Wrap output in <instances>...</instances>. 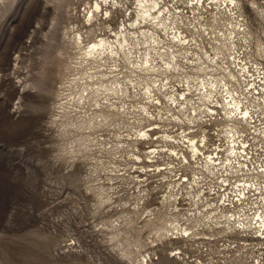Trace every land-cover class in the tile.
Returning a JSON list of instances; mask_svg holds the SVG:
<instances>
[{"label": "rangeland", "instance_id": "obj_1", "mask_svg": "<svg viewBox=\"0 0 264 264\" xmlns=\"http://www.w3.org/2000/svg\"><path fill=\"white\" fill-rule=\"evenodd\" d=\"M189 1L157 0L154 12H162L172 27L164 31L145 22L131 25L136 0H0V264H68L69 248L80 257L73 264H264V232L223 228L226 221L214 209L218 205L205 201L203 193L200 197L201 183L195 180L210 183L225 177L224 185H242L225 174L230 168L212 176L200 167L203 153L226 158L223 113L219 110L214 119L203 115L204 108H196L201 97L194 91L185 94L190 99L187 113L167 100L184 92L185 80L223 73L193 70L184 60L193 63L195 54L206 59V53L222 69L231 57L246 60L247 66L256 62L264 70V20L258 12L264 0L256 8L251 0H239L244 27L231 8L230 17L224 13L223 3L198 0L201 4L194 6ZM95 2L100 6L96 11ZM234 20L241 29H230ZM140 30L148 31L142 33L145 38ZM173 32L186 40L185 50L172 47ZM118 35L131 48L129 56L125 52L130 60L149 54L161 64V50L163 59L175 60V70L168 69L163 78L161 72L157 77L135 70L123 52L111 58L83 55L87 43L114 42ZM248 80L256 86L260 82L256 73ZM231 81L229 87L242 91L243 103L250 106L256 94L245 88L247 82L238 87ZM218 93L212 99L221 102ZM263 120L260 116L256 128L251 122L234 133L235 147L243 148L239 155H247L250 170L264 167ZM184 134L202 153L191 156L182 143ZM181 152L186 159L175 156ZM181 176L186 181L177 184ZM257 196L248 192L244 201L223 206L239 215L264 213V198Z\"/></svg>", "mask_w": 264, "mask_h": 264}, {"label": "bare ground", "instance_id": "obj_2", "mask_svg": "<svg viewBox=\"0 0 264 264\" xmlns=\"http://www.w3.org/2000/svg\"><path fill=\"white\" fill-rule=\"evenodd\" d=\"M194 2H196L198 5H200V1L198 0H193ZM137 2V10H136V14H135V20L131 21V25H134V24H141L142 22H145L146 24L150 23L152 25H155L154 27H158V30L159 28L160 29H169L171 30L172 27H170V25H167L168 22H166V20L162 17L163 13L162 12H154L155 11V8H158V4L159 2H157V0H136ZM187 2V1H186ZM215 3L217 2H220V3H223V4H220L221 5H224V9L226 8L227 11H224V13L228 14L229 17L231 15V11H235L236 15H238V17H240L241 19V22L243 24V27H244V18H243V15L241 13V10H240V3H239V0H236V3H232L231 0H222V1H217L215 0L214 1ZM241 2V1H240ZM248 3H250L249 5L251 7H253V0L251 1H248ZM191 4V1H189V5ZM195 6V5H194ZM199 7V6H197ZM100 6L97 2H95L94 4V9L95 11L97 9H99ZM192 8V7H191ZM230 8L232 10H230ZM256 8V7H255ZM199 9V8H198ZM257 10V9H255ZM222 11V12H223ZM197 12V11H196ZM258 12H259V15L260 17L264 20V13H262L259 9H258ZM168 13V12H167ZM173 13V12H172ZM175 14H178L176 12H174ZM198 13V12H197ZM171 14V13H170ZM180 14V13H179ZM173 15V14H171ZM201 15V14H200ZM91 16H93V11H91ZM177 16V15H176ZM175 16V17H176ZM195 16V15H194ZM174 17V18H175ZM179 17V16H177ZM176 17V18H177ZM186 17V16H185ZM92 18V17H90ZM166 18H168L166 16ZM181 18V17H180ZM199 18V17H198ZM201 18V17H200ZM179 20V19H178ZM196 20V19H195ZM176 21V20H175ZM177 24H178V21H176ZM199 23V22H197ZM190 24V23H189ZM130 25V24H129ZM149 25V24H148ZM194 25V24H193ZM201 25V24H200ZM142 26V25H141ZM150 26V25H149ZM195 26V25H194ZM202 26V25H201ZM234 26V27H233ZM140 27V25H139ZM193 27V26H192ZM229 27L230 29H233V28H236V29H241V28H238V23H236V21L234 20V22L232 23L231 21H229ZM242 27V26H241ZM179 29V28H178ZM188 29V28H187ZM229 29V30H230ZM164 30V31H165ZM175 30V29H174ZM147 31V30H146ZM144 31V32H146ZM231 31V30H230ZM235 31V29H234ZM140 34L144 33L143 30H140ZM148 32V31H147ZM168 32V31H167ZM171 32V31H170ZM239 32V31H238ZM134 33V32H133ZM151 33V32H150ZM165 33V32H164ZM232 33V31H231ZM242 33V32H241ZM120 34V32H119ZM148 34V33H147ZM154 34V33H153ZM220 34V33H219ZM230 34V33H229ZM121 35V34H120ZM126 35V34H125ZM143 35V34H142ZM145 35V34H144ZM143 35V36H144ZM150 35V34H149ZM156 35V34H155ZM223 35V34H222ZM231 35V34H230ZM119 36V35H118ZM141 36V35H140ZM152 35H150L151 37ZM80 36H78V38L76 39L77 42H75V44L79 45L81 42L80 40L82 39H79ZM117 37V36H116ZM149 37V38H150ZM155 37V36H154ZM168 37V36H167ZM230 37V36H229ZM145 38V36H144ZM153 38V37H152ZM156 38V37H155ZM226 39L228 38L227 36L225 37ZM225 38L223 39L224 42H226L227 40H225ZM136 39V38H134ZM158 39V38H157ZM171 43H172V47L173 45L176 46H179L178 48L179 49H184V44L187 43L186 40L184 38H182L181 36H179V33L176 34V32L172 33L171 34ZM229 39V38H228ZM154 41L152 42H155L156 40L153 39ZM232 40V39H231ZM75 41V40H74ZM110 41V40H109ZM107 39H100L99 41L97 42H92V43H87L85 45L84 48H82L83 50V55H85V57H91L93 58L94 56H102L104 54H107L109 56L110 54V58L112 55H118L120 52H123V55L126 56V53L127 55L129 54V50L131 51V48L129 49L128 48V43H127V40L126 38L122 35L121 37L119 36V38L115 39L114 42H109ZM160 41V40H159ZM228 40V42L226 43H230V48H234L235 46H233L234 44H232V41ZM133 43V42H132ZM156 43V42H155ZM158 45V44H157ZM187 45V44H186ZM223 45V44H222ZM83 47V46H82ZM172 47H170L172 49ZM217 47L221 50V45H219V43L217 44ZM223 47V46H222ZM166 48V47H165ZM127 49V50H126ZM153 49V48H152ZM169 49V48H168ZM174 49V48H173ZM156 50V49H155ZM163 50V49H162ZM167 50V48H166ZM185 50V49H184ZM193 50V49H192ZM224 50V49H223ZM233 50V49H232ZM161 51V50H160ZM159 51V52H160ZM164 51V50H163ZM181 51V50H180ZM183 51V50H182ZM198 51V50H197ZM126 52V53H125ZM157 52V51H156ZM157 53L158 57H159V62L161 64H156V62L154 61V59L151 60L149 54L145 55L144 58H138L137 60H130L128 58V56H126L127 60L129 62L127 63H130L132 64L131 66L135 69V70H139L140 72H145V73H148V74H152V75H155L158 77L159 73L161 72V75H163V78H166L167 77V70L168 69H173L175 70V66H176V63H175V60L173 58H170L169 59H163L162 58V53ZM199 52V51H198ZM170 53V51H169ZM172 53V52H171ZM170 53V55H171ZM174 53V51H173ZM235 53V52H234ZM168 53H166L167 55ZM178 54V53H177ZM183 54V53H182ZM221 54V53H220ZM237 54V53H236ZM240 54V53H239ZM132 55V54H131ZM174 55V54H173ZM179 55V54H178ZM165 56V55H164ZM168 56V55H167ZM197 60L196 61H193L190 62V60L186 59L184 60L186 62V64H190L191 65V68L193 70H195L196 72H199L200 71H203V73H205L208 70L207 69H211L212 71L214 70L215 72L214 73H219L220 71H222L223 73L220 74V76H214L213 74L211 75H208V78L207 79H204L203 77L202 78H197V76L194 78L193 76L194 75H186V78L187 79H190L192 78L191 80H185V84H184V92L182 93H178V95L176 96L175 94H172L171 96L169 95L167 97V100H170V104H173L175 107L179 106L181 108H179V111L184 114L183 112L186 111L185 108L188 109V107L186 106L187 102H189V98L187 97V95L185 94H190V91H194V92H197L198 96H200V100L199 102H197L198 104L196 105V108L198 107L199 109L198 110H201L200 108H204L203 109V112L202 114L203 115H206L208 116L209 118L211 119H214L215 117V113L218 112L217 116L219 117V110L223 113V116L220 115V117H222L224 119V121H227L226 124H225V138L227 139V142H228V147L227 149L225 150L226 152V158L225 160L220 156V153L219 152H216L214 153V151H210L208 153H203V164L200 166L201 167V170L203 172H206L209 174H211L212 172L214 171H220V170H225L230 168L229 170V173L225 172L226 175H229L234 177L235 178V181H240L241 180V184L240 185L241 189L239 191V194L243 196V190L246 191V193L248 192H258L260 194V196H264V167H262V169L260 171L258 170H252L253 168H251V170L249 169V167H247L246 163H245V160L244 161H240V159L238 160V157H242L241 155H239V152L241 150H237L238 148L235 147V145H237V138L235 137L234 133L237 132V131H241L240 127L241 126H246V127H249L250 123L252 122L251 126L255 127V124H253L254 122L258 121L260 116L263 117L264 119V111H263V107H264V70L262 69V67L258 66V64L255 62L253 66H255L254 70L253 69V66L250 64V66L247 64H245L247 61L242 59V60H231V57H230V61L227 60L228 64L226 63L225 64V69H222L220 67V65L218 64L217 60L211 56H207L206 53H205V58L204 59L202 57V55H198V54H195L194 55ZM224 56V55H223ZM232 56V55H231ZM131 57V56H130ZM171 57V56H170ZM95 58V57H94ZM124 58V57H123ZM132 58V57H131ZM176 58V57H175ZM178 58V57H177ZM187 58V57H186ZM84 59V58H83ZM240 59V58H239ZM225 60V59H224ZM179 61V60H178ZM197 63L196 67L195 65H193L194 63ZM178 66V65H177ZM182 66V65H181ZM195 67V68H194ZM249 67L251 68V70L249 69ZM180 68V66H179ZM181 69V68H180ZM172 70V71H173ZM206 70V71H205ZM133 71V70H132ZM181 71H183L181 69ZM205 71V72H204ZM174 72V71H173ZM256 73V78H259V81L257 86L253 84V82H249L248 83V77H250L252 74ZM143 74V73H142ZM147 74V75H148ZM191 74V73H190ZM86 75V74H85ZM121 75V74H120ZM202 75V74H201ZM204 75V74H203ZM109 76V75H108ZM100 78V77H99ZM168 79V78H167ZM165 79V80H167ZM255 79V78H254ZM129 80V79H128ZM157 80V79H155ZM155 80L152 82L153 85L157 84V82H155ZM234 81L236 83V85L238 86V83H241V82H247V84H245V88L248 89L247 87L251 88V91H253L252 93H255L256 96L254 95L253 96V99L250 100V106H246V102L243 103L241 97L242 94L239 93V91L237 92L236 90H234L233 88H230L229 87V81ZM99 81V80H98ZM97 81V82H98ZM162 81V80H161ZM231 81V82H232ZM96 82V83H97ZM125 82V81H124ZM91 83V82H90ZM112 83V82H110ZM116 83V82H115ZM114 83V84H115ZM118 83V82H117ZM98 84V83H97ZM113 84V86H114ZM108 85L110 84H107V90L109 91V88H108ZM234 85V83H233ZM106 86V85H105ZM104 86V87H105ZM117 86V85H116ZM158 86H159V83H158ZM157 86V87H158ZM232 86V85H231ZM103 87V89H104ZM110 87V86H109ZM121 87V86H120ZM154 87V86H153ZM235 87V86H234ZM240 87V86H238ZM111 88V87H110ZM117 88V87H115ZM119 88V87H118ZM156 88V87H155ZM93 89V88H92ZM112 89V88H111ZM110 89V90H111ZM121 90V88H119ZM144 89V88H143ZM245 89V90H246ZM94 90V89H93ZM106 90V88L104 89ZM153 90V88H152ZM151 88L147 85L145 87V91L146 93H152L151 91ZM239 90V89H238ZM112 91V90H111ZM154 91V90H153ZM244 91V90H243ZM119 92V91H117ZM125 92V91H124ZM217 92H220L218 94H220V98H221V102H219L217 99H215L213 101L212 99V96L214 95L213 93H217ZM237 92V93H236ZM98 93V92H97ZM113 93V92H112ZM111 93V94H112ZM145 93V92H144ZM223 93V95H221ZM236 93V95H235ZM192 94V93H191ZM251 94V93H249ZM102 95V94H101ZM126 95V94H125ZM146 95V94H145ZM240 95V96H239ZM147 96V95H146ZM149 96V95H148ZM151 96V95H150ZM149 96V98H150ZM179 96V97H178ZM215 96V95H214ZM142 97V96H141ZM247 97V96H246ZM79 98V97H78ZM147 98V97H146ZM148 98V99H149ZM152 98V97H151ZM150 98V99H151ZM184 100L183 103L179 104L180 103V100ZM214 98V97H213ZM245 98V96L243 97V99ZM81 99V98H80ZM73 100V99H72ZM249 100V99H247ZM246 100V101H247ZM77 101V100H76ZM105 101V100H104ZM153 101V100H152ZM191 102V101H190ZM191 104V103H190ZM193 105V104H192ZM192 107V110H194V112L196 113L195 111V107ZM219 107V109H214L213 107ZM248 105V104H247ZM168 106V105H167ZM102 107V106H101ZM140 108V107H139ZM145 108V107H144ZM173 108V107H172ZM113 109V108H112ZM133 109V108H132ZM191 110V108H190ZM197 110V111H198ZM140 111V110H139ZM201 112V111H200ZM187 113V111H186ZM189 113V111H188ZM193 113V112H192ZM221 113V114H222ZM145 114H147L145 112ZM146 116V115H145ZM149 116V115H148ZM186 114L184 115V118L185 119H188L187 117H189V115L187 117H185ZM198 116V115H197ZM100 117V116H99ZM183 118V119H184ZM201 119V118H200ZM199 119V120H200ZM190 120V119H188ZM210 120V119H208ZM218 120V118H217ZM195 121V120H194ZM264 121V120H263ZM141 122V121H140ZM186 122V121H185ZM203 122V121H202ZM181 123V122H180ZM190 123V122H189ZM239 126V128H238ZM256 128V127H255ZM254 128V130H255ZM258 129V128H257ZM142 131V130H141ZM259 131V130H258ZM144 132V131H142ZM256 132V131H255ZM261 132V130H260ZM259 132V133H260ZM264 132V131H262ZM261 132V133H262ZM140 132H138V135H139ZM145 133V132H144ZM257 133V132H256ZM260 133V134H261ZM239 134V133H238ZM234 135V136H233ZM140 136V135H139ZM144 136H147L148 138H151V136H149L147 133L144 134ZM219 136V135H218ZM237 136V135H236ZM146 137V138H147ZM203 141H205L206 139V136L203 134L200 136ZM167 138H170V137H166L165 139ZM262 138V137H261ZM142 139V137H141ZM183 146L184 144L186 143V146L189 150V152L192 154L191 156H195L198 154V153H202L201 149H200V146H198L199 144L195 143L194 142V139L193 138H190V137H187V135L184 134L183 136ZM263 139V138H262ZM145 140V139H144ZM147 140V139H146ZM150 140V139H149ZM201 142V141H200ZM201 142V144H202ZM205 147L207 148L208 147V144L204 143ZM242 145V144H241ZM243 146V145H242ZM241 146V147H242ZM213 149V148H212ZM224 150V149H223ZM222 151V150H221ZM173 152V150L171 151V153ZM242 152V151H241ZM154 154V153H153ZM174 154V153H172ZM182 157L181 159L184 160V158L186 159V157L184 156V153L181 152V153H178L176 155L175 153V156H178L179 157ZM243 155V154H242ZM246 155V154H245ZM224 157V155H223ZM243 158V157H242ZM192 159V158H191ZM201 160V159H200ZM194 161V160H193ZM202 161V160H201ZM180 162V161H179ZM185 162V161H184ZM189 162V161H188ZM200 162V161H198ZM186 163V162H185ZM184 163V164H185ZM195 163V162H194ZM183 166V165H182ZM197 165H195L196 167ZM264 166V165H263ZM199 167V169H200ZM243 167V168H241ZM257 168V167H256ZM246 169V170H245ZM236 171L238 173H236ZM201 173V172H200ZM199 173V174H200ZM221 173V171H220ZM212 175V174H211ZM224 175V174H222ZM203 176V175H202ZM213 176V175H212ZM201 177V176H200ZM199 177V178H200ZM183 176H181L178 180H177V184L179 182H181ZM202 178V177H201ZM217 178V177H216ZM198 179V178H197ZM206 179V178H205ZM212 179V178H211ZM244 179V180H243ZM199 180V179H198ZM201 181V179H200ZM203 181V180H202ZM205 181V180H204ZM221 181H228L227 178L223 177ZM205 183V182H204ZM197 184V183H196ZM227 184V183H226ZM237 185V184H236ZM231 195V194H230ZM232 196V195H231ZM250 197V196H249ZM246 198V197H245ZM263 201V200H262ZM232 205V204H231ZM230 205V206H231ZM240 205V204H239ZM228 206V205H227ZM241 207V206H238V208ZM231 208V207H229ZM227 209V207H224L223 205L222 206H218L217 208H214L215 210L217 211H220L219 214L225 219V224L223 226V228L225 226L229 227L231 225H234L237 227V229L239 230H251V229H258V234L261 232H264V213H260L259 210H256L254 212H251L250 214L251 215H248L249 213L247 212L246 214H243V215H239V211H234V210H230V209ZM226 209V211H222ZM228 211V212H227ZM231 212H234L233 214H230ZM225 214H228L229 215V218H228V215L225 216ZM223 214V215H222ZM236 216H235V215ZM235 219L236 221L234 222L233 220V223H230V219ZM219 219V218H218ZM253 223H254V226H253ZM226 228V227H225ZM184 235L188 234L185 230H184ZM264 233H262L261 235H263Z\"/></svg>", "mask_w": 264, "mask_h": 264}, {"label": "built area", "instance_id": "obj_3", "mask_svg": "<svg viewBox=\"0 0 264 264\" xmlns=\"http://www.w3.org/2000/svg\"><path fill=\"white\" fill-rule=\"evenodd\" d=\"M190 5H197L196 2H194L193 0H191V4ZM245 157H247V155L244 156L243 160H245ZM196 182L201 183V192H200V197L202 196V193L204 194L203 197L205 199V201H208V203L210 204H216V206L218 205H230L233 202H238V201H244V197L247 194L245 190H243V196L239 194L240 191V185H234L232 183H228L230 185H232L233 187L237 188L235 190V194H233L232 196H228L225 197L224 195L226 194V190H230L233 187H229V185H224L223 182L221 181H215V182H206L204 184L205 181L200 182V180L197 179V177H195ZM185 178L183 177V182H185ZM245 192V193H244ZM254 194L258 195L257 198H259L260 200L262 198H264V196H260V194L256 191L254 192Z\"/></svg>", "mask_w": 264, "mask_h": 264}, {"label": "snow or ice", "instance_id": "obj_4", "mask_svg": "<svg viewBox=\"0 0 264 264\" xmlns=\"http://www.w3.org/2000/svg\"><path fill=\"white\" fill-rule=\"evenodd\" d=\"M232 3H236V0H231ZM244 0H241V3H243ZM259 2V0H256V2L253 3V7H256V4ZM245 9L247 8V5L244 4ZM260 11L262 13H264V9H260ZM68 255H67V260H68V264H73V261H76L78 259H80V257L76 256L75 253L71 250V248H69L67 250Z\"/></svg>", "mask_w": 264, "mask_h": 264}]
</instances>
